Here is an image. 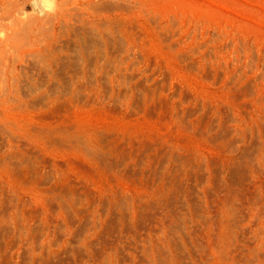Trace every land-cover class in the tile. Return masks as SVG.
Returning a JSON list of instances; mask_svg holds the SVG:
<instances>
[{"label": "rangeland", "instance_id": "obj_1", "mask_svg": "<svg viewBox=\"0 0 264 264\" xmlns=\"http://www.w3.org/2000/svg\"><path fill=\"white\" fill-rule=\"evenodd\" d=\"M35 1L0 0V39L56 0ZM93 2L123 74L83 78L76 46L33 111L3 99L0 54V120L33 129L28 165L0 162V264H264V0Z\"/></svg>", "mask_w": 264, "mask_h": 264}, {"label": "bare ground", "instance_id": "obj_2", "mask_svg": "<svg viewBox=\"0 0 264 264\" xmlns=\"http://www.w3.org/2000/svg\"><path fill=\"white\" fill-rule=\"evenodd\" d=\"M93 1L61 0L59 2V0H56L55 6L51 11L45 12L43 17L35 16L33 22H31L32 27L28 30L27 40L24 42L16 41L14 32H16L18 24L23 22L22 20L15 19V23L13 22L14 26H12L13 30L8 31V35L0 39V54L10 51V53L12 52L16 55L15 65L7 78L6 88L3 91V99L11 102L10 104H13L16 108L20 102L31 101L30 103L33 105H29L28 107L33 108V111L42 110L44 101L47 103L50 99L58 97L59 90L63 85L65 66L70 65L71 49L75 50L76 48L77 51L76 46L79 47L82 53H80L82 57V70L80 73L83 74V78L88 75L89 68L93 69L97 74L111 72L110 70H114L117 74H123V70L125 69V52L121 51L116 56L110 54V50L113 49L111 47L115 45L116 41H125L122 23L120 22L116 26H112L109 22H104L102 4H96ZM35 4L39 9L42 8L43 11V7L38 0L35 1ZM23 27H25L24 23ZM73 43L75 47H72ZM79 49L77 52H79ZM118 49L121 50V48ZM94 82L98 84L99 80L96 79ZM114 82L117 83V81ZM52 86L54 89L52 88L53 90L49 91V87ZM24 90L27 91L26 95H23ZM46 103L45 105L47 106ZM17 115L21 116V113L19 112ZM4 116L5 118L3 117L4 119L0 120V137L2 138V142H0V162L4 168H13L12 170L17 171L18 166L24 167L31 160H27L26 158L30 153L27 141L33 129L31 130L27 121H19L18 119L21 118L18 116L13 114H5ZM42 130L44 129L38 130L36 128V132L45 134L41 132ZM32 168H30L31 171ZM0 169L2 168L0 167ZM44 173L42 174L44 175ZM32 174H30L31 177H33ZM36 175L38 176V172ZM48 176L45 175L44 179L48 180ZM42 181H44L43 178ZM53 187L55 188V186Z\"/></svg>", "mask_w": 264, "mask_h": 264}, {"label": "water", "instance_id": "obj_3", "mask_svg": "<svg viewBox=\"0 0 264 264\" xmlns=\"http://www.w3.org/2000/svg\"><path fill=\"white\" fill-rule=\"evenodd\" d=\"M37 5H38V2H37Z\"/></svg>", "mask_w": 264, "mask_h": 264}]
</instances>
